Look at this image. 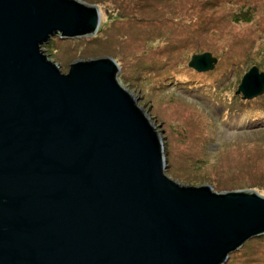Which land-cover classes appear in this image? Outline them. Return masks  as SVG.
<instances>
[{"label": "water", "instance_id": "1", "mask_svg": "<svg viewBox=\"0 0 264 264\" xmlns=\"http://www.w3.org/2000/svg\"><path fill=\"white\" fill-rule=\"evenodd\" d=\"M99 24L80 0H0V264H226L264 235V197L170 179L115 61L76 58L62 73L45 54ZM216 63L203 53L188 66ZM263 93L253 66L236 95Z\"/></svg>", "mask_w": 264, "mask_h": 264}, {"label": "rangeland", "instance_id": "2", "mask_svg": "<svg viewBox=\"0 0 264 264\" xmlns=\"http://www.w3.org/2000/svg\"><path fill=\"white\" fill-rule=\"evenodd\" d=\"M80 1L98 8L104 40L94 41L97 31L92 38L57 39L52 49L43 48L61 72H67L69 61L92 58L91 51L124 57L100 54L115 61L122 86L160 132L165 174L181 185H208L216 193L252 190L264 197V93L242 100L232 112L235 95L229 92L237 91L251 67L264 73V59L255 55L264 28V0H150L141 3L145 7L127 4L133 0ZM238 4L256 9L251 22L232 19ZM171 8L170 16L166 11ZM202 51L217 60L215 68L190 76L188 63ZM166 71L171 83L181 84L179 89L161 82ZM222 83L230 84L218 100L222 107L196 100L201 92L195 88L219 91ZM248 108L256 111L242 119ZM226 264H264V235L247 241Z\"/></svg>", "mask_w": 264, "mask_h": 264}, {"label": "trees", "instance_id": "3", "mask_svg": "<svg viewBox=\"0 0 264 264\" xmlns=\"http://www.w3.org/2000/svg\"><path fill=\"white\" fill-rule=\"evenodd\" d=\"M123 2H125L126 0H122ZM148 1H150V0H133L132 2H130V3H128L127 2V4L128 5H135V6H141V7H145V5L144 4H141V3H147ZM167 3L169 2V1H171V0H165ZM165 2V3H166ZM139 4V5H138ZM124 5V4H123ZM163 5V3H161V4H159V6H160V8H161V6ZM170 6H172V5H170ZM237 8H238V12L237 13H234L233 15H232V19H233V17H234V21L235 22H246V23H248V22H251L253 19H254V17H255V15H256V9H254V7L253 6H250V5H245V4H238V6H237ZM166 9H168V8H166ZM172 10H173V8H171V9H169V10H167L166 11V13L168 14V15H172ZM158 14H161V13H157L156 15H158ZM126 14H124V16H125ZM131 17H126V19L128 20V19H130ZM159 21H157V23H158ZM99 31V30H98ZM101 32L99 31L97 34H96V36L94 37V41L95 40H97V42H99V43H101L104 39H103V36H102V34L103 33H101ZM258 35H261V37L258 39V40H260L261 42L259 43V44H257V47H256V49H255V55H258V56H261L262 57V59H264V28H262V32H260V33H258ZM56 41H58L56 38H53L48 44H47V46H45L44 48L47 50H49V49H52L53 47H54V44L56 43ZM76 42V41H75ZM262 51V52H261ZM91 54H94V55H91L92 57H96L95 55H97V54H109V55H111L112 56V58H115L116 60L117 59H120L121 61H122V59L124 60V57H122V56H120L119 54H114V53H111V52H109V50H104V49H102V50H100V52H98V51H91L90 52ZM203 54V53H206V51H202V52H200V53H196V54ZM259 64V63H258ZM251 66H252V64H250ZM191 73H193L194 74V76L193 77H195V76H198V75H200V74H196V72L194 71H191L190 73H189V75L191 76ZM163 78H162V80H161V82H164V84L165 83H171V80H169V78L168 77H170V74H169V72H165L163 75ZM161 76V77H162ZM207 76H209V75H207ZM123 77V79H125L124 78V75L122 76ZM240 78H241V75H236V77H235V83L237 84V83H239L238 81H240ZM170 86H173L174 88H176V89H179V87L181 86V84H177V83H171L170 84ZM221 87H220V90L219 91H215V90H199V89H197V88H195V91H200L201 93H199V95L197 96V99L196 100H198V99H200V98H203V99H201V100H199V101H208V102H210V101H213V104L214 105H216V106H218V105H220L221 107L223 106V104L221 105L220 104V102L218 101L219 99H224V94H226L227 93V90H228V88H229V86H230V84L229 83H222V85H220ZM218 90V89H217ZM235 90H233V91H229V92H231L232 94H234L235 96H233V99H234V108H233V104L232 105H230V108H232V112H234L235 110H236V108L239 106V104L238 103H241L242 102V98L241 97H239L238 95H236V92L235 93H233ZM218 95L220 96V98H218ZM230 103V102H229ZM229 105V104H228ZM228 105H225V107L226 106H228ZM220 107V108H221ZM260 108V107H259ZM255 112L256 110L255 109H251V108H248V109H246V110H244V112H242L241 113V118L243 119L244 117H246L247 116V114L249 113V112ZM263 121H264V119H262ZM222 121V120H221ZM221 121L219 122V123H221ZM254 121H257V118H255L254 119ZM259 238V237H258ZM256 239V238H255ZM229 259V258H228Z\"/></svg>", "mask_w": 264, "mask_h": 264}, {"label": "bare ground", "instance_id": "4", "mask_svg": "<svg viewBox=\"0 0 264 264\" xmlns=\"http://www.w3.org/2000/svg\"><path fill=\"white\" fill-rule=\"evenodd\" d=\"M56 39L60 40L59 38H56Z\"/></svg>", "mask_w": 264, "mask_h": 264}]
</instances>
